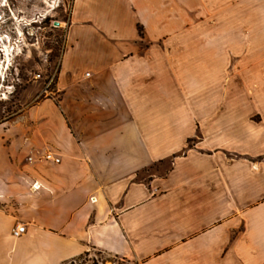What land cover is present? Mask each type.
I'll return each mask as SVG.
<instances>
[{"label": "crops", "instance_id": "0c3cea01", "mask_svg": "<svg viewBox=\"0 0 264 264\" xmlns=\"http://www.w3.org/2000/svg\"><path fill=\"white\" fill-rule=\"evenodd\" d=\"M90 249L264 264V0L72 1L52 95L0 122V264Z\"/></svg>", "mask_w": 264, "mask_h": 264}, {"label": "rangeland", "instance_id": "374dc122", "mask_svg": "<svg viewBox=\"0 0 264 264\" xmlns=\"http://www.w3.org/2000/svg\"><path fill=\"white\" fill-rule=\"evenodd\" d=\"M73 0H0V122L51 96L66 45ZM7 46L9 61H7ZM54 78L52 84L48 82ZM65 264H140L90 249Z\"/></svg>", "mask_w": 264, "mask_h": 264}, {"label": "built area", "instance_id": "2783aa9c", "mask_svg": "<svg viewBox=\"0 0 264 264\" xmlns=\"http://www.w3.org/2000/svg\"><path fill=\"white\" fill-rule=\"evenodd\" d=\"M89 74V73H88ZM54 81V78H51L50 80H49V82H48V86L50 85V84H52V82ZM44 159L45 160H52V161H54V162H60V158H58V157H55L54 156V154H52L51 152H48V153H46L45 155H44ZM36 187H38L37 185H36ZM22 231H23V228L21 227V226H17L15 229H14V235L15 236H19L21 233H22Z\"/></svg>", "mask_w": 264, "mask_h": 264}, {"label": "bare ground", "instance_id": "6f19581e", "mask_svg": "<svg viewBox=\"0 0 264 264\" xmlns=\"http://www.w3.org/2000/svg\"><path fill=\"white\" fill-rule=\"evenodd\" d=\"M4 50L6 52V57H7L6 59H7V61H9V58H10L9 57V54H10L9 51H10V49L7 46H5ZM2 69H3V66L0 65V72L2 71Z\"/></svg>", "mask_w": 264, "mask_h": 264}, {"label": "trees", "instance_id": "16d2710c", "mask_svg": "<svg viewBox=\"0 0 264 264\" xmlns=\"http://www.w3.org/2000/svg\"><path fill=\"white\" fill-rule=\"evenodd\" d=\"M86 253V252H85ZM82 255V254H81Z\"/></svg>", "mask_w": 264, "mask_h": 264}]
</instances>
